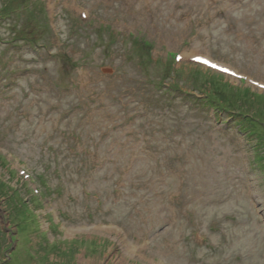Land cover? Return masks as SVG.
<instances>
[{
  "label": "rangeland",
  "instance_id": "374dc122",
  "mask_svg": "<svg viewBox=\"0 0 264 264\" xmlns=\"http://www.w3.org/2000/svg\"><path fill=\"white\" fill-rule=\"evenodd\" d=\"M251 78L264 0H0V264H264Z\"/></svg>",
  "mask_w": 264,
  "mask_h": 264
},
{
  "label": "trees",
  "instance_id": "16d2710c",
  "mask_svg": "<svg viewBox=\"0 0 264 264\" xmlns=\"http://www.w3.org/2000/svg\"><path fill=\"white\" fill-rule=\"evenodd\" d=\"M248 96H249V94H248ZM262 97L264 98V96H262ZM260 99H261L260 95L255 94V95H253V98L250 99V101L248 100L246 102V104H248L251 109H249V108H247V109L245 108L243 110L238 109L239 110V114L241 115V118H242L240 120L241 122H240V124L238 126L243 128V130H244L243 133L244 134L252 136V137H256V135H258V129H260V128L263 129L262 130V132H263L262 136L264 137V126L261 125L262 121H257V116L258 115H264V113H263L264 105L261 108V106L257 107V106H254L251 103L252 101H254V102H259V104H261ZM210 101L212 102V100H210ZM227 107H230V104H228ZM248 109H249V111H247ZM1 185L4 186V183L1 184ZM3 197H5V199H8L9 195H5ZM13 199H15V198L13 197Z\"/></svg>",
  "mask_w": 264,
  "mask_h": 264
},
{
  "label": "bare ground",
  "instance_id": "6f19581e",
  "mask_svg": "<svg viewBox=\"0 0 264 264\" xmlns=\"http://www.w3.org/2000/svg\"><path fill=\"white\" fill-rule=\"evenodd\" d=\"M191 56H198V54H192Z\"/></svg>",
  "mask_w": 264,
  "mask_h": 264
}]
</instances>
